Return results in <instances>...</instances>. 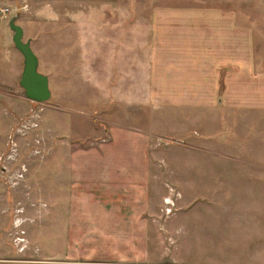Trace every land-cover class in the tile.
<instances>
[{
	"label": "rangeland",
	"instance_id": "1",
	"mask_svg": "<svg viewBox=\"0 0 264 264\" xmlns=\"http://www.w3.org/2000/svg\"><path fill=\"white\" fill-rule=\"evenodd\" d=\"M0 63V264H264V0H0Z\"/></svg>",
	"mask_w": 264,
	"mask_h": 264
},
{
	"label": "water",
	"instance_id": "2",
	"mask_svg": "<svg viewBox=\"0 0 264 264\" xmlns=\"http://www.w3.org/2000/svg\"><path fill=\"white\" fill-rule=\"evenodd\" d=\"M10 28L14 31V44L24 56L20 85L32 101H47L52 96L49 77L39 71V58L31 46V41L24 40L23 27L16 23L15 17L10 20Z\"/></svg>",
	"mask_w": 264,
	"mask_h": 264
},
{
	"label": "crops",
	"instance_id": "3",
	"mask_svg": "<svg viewBox=\"0 0 264 264\" xmlns=\"http://www.w3.org/2000/svg\"><path fill=\"white\" fill-rule=\"evenodd\" d=\"M0 65H1V63H0ZM0 69H1V66H0ZM1 75L2 74H0V77H1ZM240 84H243V83H240V82L234 83L233 79L231 82H229L228 89L226 90L225 95L229 99L231 98V95H235L234 99L237 100L236 103H231V106L232 107L238 106L237 108H242L243 110H244V108L251 110L249 112H252L251 114H253V115H255L256 113H259L262 109H264V103L262 102V99H261V95H262L261 87L257 88L256 82H254L252 84V86L249 87V96L246 97L245 92L240 89V86H239ZM243 86H245V85H243ZM5 92L6 91H0V113H1V115L4 116L3 121H2V126L0 127V129L3 131L7 128V123L9 122V120H11L10 116L13 117V115H14V113L12 111H14L15 108L18 109L20 106V103L18 104V102H17V104H16L15 101H13V102H11V104H12L11 110L12 111L10 109H8V107L6 106V102H8L7 99L9 100V98H12V96H7L8 94ZM8 104H9V102H8ZM13 104H14V106H13ZM244 156L245 157H251V159L248 158L249 161H252L254 159V157H256V155H254V156L244 155Z\"/></svg>",
	"mask_w": 264,
	"mask_h": 264
}]
</instances>
